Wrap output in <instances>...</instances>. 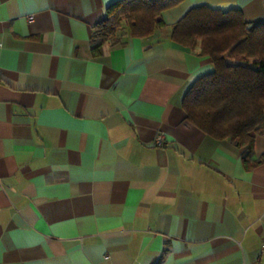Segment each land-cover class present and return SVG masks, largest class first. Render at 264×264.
I'll list each match as a JSON object with an SVG mask.
<instances>
[{"label": "crops", "instance_id": "crops-1", "mask_svg": "<svg viewBox=\"0 0 264 264\" xmlns=\"http://www.w3.org/2000/svg\"><path fill=\"white\" fill-rule=\"evenodd\" d=\"M114 1L0 0V264H264V134L248 154L185 118L213 67L167 28L264 0H182L95 54Z\"/></svg>", "mask_w": 264, "mask_h": 264}, {"label": "trees", "instance_id": "trees-1", "mask_svg": "<svg viewBox=\"0 0 264 264\" xmlns=\"http://www.w3.org/2000/svg\"><path fill=\"white\" fill-rule=\"evenodd\" d=\"M180 1H114L93 29V52L121 42L125 27L132 36H151L166 27L162 12ZM167 28L173 41L212 62L183 97L185 118L216 139H233L249 154L254 135L264 134V23H248L239 9L197 5Z\"/></svg>", "mask_w": 264, "mask_h": 264}, {"label": "built area", "instance_id": "built-area-1", "mask_svg": "<svg viewBox=\"0 0 264 264\" xmlns=\"http://www.w3.org/2000/svg\"><path fill=\"white\" fill-rule=\"evenodd\" d=\"M32 15H28V19H32ZM162 139H163V135L160 133L158 135H156L155 137V142L160 145L162 143Z\"/></svg>", "mask_w": 264, "mask_h": 264}]
</instances>
